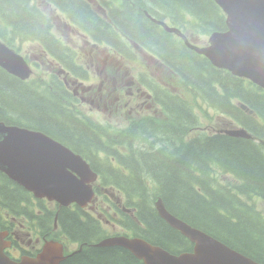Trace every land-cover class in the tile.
<instances>
[{"label":"trees","instance_id":"16d2710c","mask_svg":"<svg viewBox=\"0 0 264 264\" xmlns=\"http://www.w3.org/2000/svg\"><path fill=\"white\" fill-rule=\"evenodd\" d=\"M50 1L66 10L97 41L118 42L126 56L136 58L132 43L157 56L180 78L181 84H190L195 98L216 112L232 116L253 138L199 134L178 144L172 138H179L180 128L189 133L198 127L199 117L189 100L167 89L161 93L154 90V94L171 124H137L136 119L126 128L116 130L112 125L74 116L77 112L65 104V100L72 102L73 97L58 77L23 81L1 67L0 120L47 132L84 156L105 187H110L114 194L120 191L124 195L126 206L133 214L123 211L122 223L134 235L171 253L193 248L188 238L159 215L155 202L160 198L178 218L264 263V213L251 201L254 196L264 201V90L216 68L144 13L147 9L157 19L176 25L185 33L208 35L227 29L226 16L217 3L214 0H103L116 25L111 26L98 18L83 0ZM0 38L11 46L15 40L38 41L54 58L74 64L71 53L66 52L53 33L47 16L31 0H0ZM79 68L82 73L83 68ZM241 104L254 113L247 112ZM141 124L150 129L144 132ZM169 128L173 137L159 141L171 133ZM149 137H152L150 141ZM141 139L145 143L149 141V147L133 151L117 149L118 145L133 148ZM216 170L230 174L237 182L231 186L218 185L214 180ZM34 200L37 199L30 192L0 171L1 207L23 213L28 208L30 220L53 221L57 209L52 211L50 206L41 205L39 214L34 210ZM46 201L37 200L39 204H47ZM67 209H59V224L67 236L71 235L72 242L84 246L61 264H144L126 248L92 246L108 235L107 230L90 212L84 214L85 210L77 208L73 213Z\"/></svg>","mask_w":264,"mask_h":264},{"label":"water","instance_id":"95a60500","mask_svg":"<svg viewBox=\"0 0 264 264\" xmlns=\"http://www.w3.org/2000/svg\"><path fill=\"white\" fill-rule=\"evenodd\" d=\"M228 15L227 30L214 32L206 47L192 45L177 28L158 21L165 30L180 35L186 44L207 56L219 67L250 79L264 88V0H215ZM0 66L22 80L29 78L27 61L0 40ZM229 135L251 138L244 128L226 130ZM0 171L35 197L54 200L62 206L93 201V183L98 174L90 164L69 147L41 131L0 121ZM159 215L193 243V251L174 254L141 237H109L96 246L128 249L144 264H263L236 251L206 232L174 216L162 200L156 203ZM0 230V264H61L66 258L57 241H46L35 257L11 260L4 253L10 241Z\"/></svg>","mask_w":264,"mask_h":264},{"label":"rangeland","instance_id":"374dc122","mask_svg":"<svg viewBox=\"0 0 264 264\" xmlns=\"http://www.w3.org/2000/svg\"><path fill=\"white\" fill-rule=\"evenodd\" d=\"M36 7L42 11L47 18L49 19L53 33L59 38L61 41L63 47H65V50L67 53H71L73 56L74 63L77 62L83 66V72L75 74L74 72H70L68 79L69 83L73 84L74 81H76V78H80L84 81V85H94L95 87L91 89V94L93 96L94 94H98L99 91L106 92L108 85L104 84L101 86L100 80L98 76H101L105 73L104 64L102 61L97 59V56H100L103 58L102 51L111 52L110 47H114L117 52L114 51V63L118 62V65H121L122 72H126V79L127 80H133L136 78L137 74H140L138 81L145 87L147 86L146 81H149L151 84H153L155 87H165L168 90H170L173 93H178L183 97L184 99H187L191 102L195 114L199 117L200 123L198 126H200L199 129L194 130L191 132V135L198 134L201 132H214V131H221L222 129H228V128H234L231 125L230 121L220 114L216 113L212 109H210L207 104L202 101L201 99H197L192 95V90L185 84H181L179 78L175 75L167 74L166 72H160V69H157V64L153 63L151 59H148L146 57H143L140 54H136V58H130L126 56L122 50L121 46L118 45V42H113V40L106 39L102 40L101 43H99V46H95L90 38H84L82 32L84 31V28L78 24L77 22H74L70 14L64 10L60 5V7L57 4L52 3L50 0H31ZM83 2L93 8L95 10V15L103 20L105 23H107L110 19L109 14L110 12L107 10V12L103 11L101 9V5L104 4L103 0H83ZM111 23V22H109ZM108 23V24H109ZM172 25V24H170ZM112 26V25H111ZM175 26V25H174ZM120 32V31H119ZM189 34L192 37H195L193 39H197L194 42H199L197 44L202 45L203 43H206L207 38H204L202 35L197 36L192 35L190 32ZM23 42V44H21ZM98 42V41H97ZM18 44H21L22 49L19 50L20 53H27L31 60L34 62L33 67V75L32 78L36 79L37 81H42L43 77L50 79L52 74L48 73V71H52V68L49 64L45 63L42 64V60H46L45 57L41 55V44L38 41H18ZM22 51V52H21ZM113 56V57H114ZM68 64V67H72L74 70L77 68L72 65ZM60 67L57 65H54L53 69L57 70ZM114 67H110V70H113ZM77 71V70H76ZM43 76V77H41ZM75 85V84H73ZM110 87V86H109ZM72 88H70L71 90ZM135 90V87H133ZM80 90V88H79ZM146 90V89H145ZM148 91V90H147ZM149 93V92H148ZM140 102L145 105L142 109V113L140 115H137L133 113L132 115L129 114L128 111H124L123 113H120L119 115H111L109 112V109L105 110L104 104L101 105V109L97 110L96 107L92 106L89 103L86 104H80L77 100L76 102V109L79 111L81 118H87L92 121H94L97 124H110L107 122V119L112 118L115 120L113 125L116 127L115 129L124 128L129 123L130 120H136L138 122L143 123H162V124H170V120L166 117V113L163 112L162 108L160 107V104L155 99L149 95L148 97H144L140 99ZM100 111V112H98ZM100 117H98V116ZM228 115V114H227ZM232 117V116H231ZM198 123V122H197ZM196 123V124H197ZM144 124H141L140 126H143ZM161 127H165L164 125H161ZM168 130L171 131L170 134L166 135L173 137L172 128H169ZM164 133V132H163ZM190 133V132H189ZM189 133H186L184 129H179V138H174L175 141L178 142V144H181V141H183ZM214 180L219 185H228L231 186L235 182V178L231 176L228 173H223L219 171H214ZM99 194H100V201L93 203L94 206H101L102 209H100L103 213L102 219L106 223L108 219H112L111 217H117L114 215L113 210L109 209L107 203L103 202L104 196L109 198H116V197H124V195L119 191L115 192V196H110L109 191L107 188H99ZM118 195V196H117ZM247 199V198H246ZM251 201H255V205L259 210H261L264 213V201L260 198L252 197ZM110 203V202H108ZM113 221V219H112ZM113 223L116 225V223L113 221ZM117 226V225H116ZM18 227V226H17ZM108 231L110 232H119V229L113 228L110 225L107 226ZM20 230L19 232L21 235L25 231L23 228L18 227ZM70 251V250H68Z\"/></svg>","mask_w":264,"mask_h":264},{"label":"flooded vegetation","instance_id":"af4514ba","mask_svg":"<svg viewBox=\"0 0 264 264\" xmlns=\"http://www.w3.org/2000/svg\"><path fill=\"white\" fill-rule=\"evenodd\" d=\"M84 38H88L86 35H83ZM95 46H99L98 44H95L92 42ZM139 54H141L143 57L146 55L151 59L153 63H156L157 61L144 49L139 48ZM41 55L46 58V60H42V64H49L52 68V71H48V73L52 74L53 76L60 78H63V85L66 89V91L72 95L73 101L69 102L68 100H65V104L67 105V108L69 110L74 109L77 112V115L74 114L77 118L81 119V115L79 111L76 109V102L79 101L80 104H86L89 103L92 106L96 107L97 110L101 109V105L104 104L105 110L109 109L110 114L112 115H119L120 113H123V111L128 110L130 114L137 113L140 114L142 112L143 107L148 104H143L140 102V99L144 97H148L150 94L147 91V88L140 83L137 79H139L140 74H137L136 78L133 80H127L126 79V72H122L121 65H118V62L114 61V52L111 50V52L102 51L103 58L100 56H97V59L102 61L105 68V73L99 77V82L102 85L107 84L108 88L106 92L99 91V93L96 95L92 92L91 89L94 88V85H84V81L80 78H76V81L73 82V84L69 83L68 76L70 72H74L77 74V71L74 70L72 67H68L66 64V61L63 59L57 60L52 56H49L46 49H40ZM26 58L30 59V56H28L26 53L24 54ZM114 56V57H113ZM151 56V57H150ZM72 57V56H71ZM158 63V62H157ZM54 65L59 66L60 68L57 70H54ZM76 68H79L83 66L77 62L74 63ZM160 64L158 65L157 69L160 68ZM110 67H114L113 70H110ZM69 69V70H68ZM84 69V68H83ZM161 72L167 71L163 70ZM110 86V87H109ZM135 87V90L133 89ZM70 88H72L70 90ZM80 88V90H79ZM146 89V90H145ZM100 112V111H98ZM98 116V115H97ZM100 117V116H98ZM107 122L110 124H114L115 120L112 118L107 119ZM41 131V130H38ZM43 132V131H42ZM48 135H50L47 132H44ZM54 139L60 141L59 139L55 138L54 136L50 135ZM61 142V141H60ZM99 184V182L97 183ZM110 202L112 205H108L109 207H113L114 209H120L119 207L121 204L118 202L117 205H115V201L111 198ZM37 206H39V203H35ZM34 204V206H35ZM50 204L54 205L55 203L50 202ZM44 206H47V204H42ZM62 207L59 206V209ZM64 208H69L67 210L73 211V213L76 212V209H83L82 206L77 204H70L68 207L65 206ZM35 210H38L36 207H34ZM25 213L19 214L17 212L19 218H16L12 216L10 213H3L0 215V228L6 232H8L7 240L11 241V246L6 247L5 253L15 261H19L23 256H35L37 252L40 250L41 246L43 245L45 240H60L61 242H65L64 244L65 249L68 248L67 242L70 240L71 235L67 236L65 234V230L63 229L62 225L58 226V223L56 219H54V222L52 221L53 227L50 226L51 219H43L39 220L37 219V222L32 221L29 219L28 215H31L30 210L27 208L23 210ZM88 212L84 211V214H87ZM117 214V212H115ZM45 215H48L47 213ZM49 216V215H48ZM59 218V215H58ZM23 228L25 231L21 235L19 232L20 230L18 227Z\"/></svg>","mask_w":264,"mask_h":264},{"label":"bare ground","instance_id":"6f19581e","mask_svg":"<svg viewBox=\"0 0 264 264\" xmlns=\"http://www.w3.org/2000/svg\"><path fill=\"white\" fill-rule=\"evenodd\" d=\"M15 1V0H14ZM174 4V3H173ZM25 6V5H24ZM176 6V5H175ZM178 7V6H177ZM165 8V7H164ZM177 9H179V8H177ZM20 10V9H19ZM145 10H147V9H145ZM121 11V10H120ZM179 11V10H178ZM2 20V19H1ZM4 21V20H3ZM3 23V22H2ZM5 23V22H4ZM8 24V23H7ZM171 27H173V28H177L179 31H181V32H184L180 27H178V26H174V25H170ZM82 119V118H81ZM83 120H85V119H83Z\"/></svg>","mask_w":264,"mask_h":264}]
</instances>
